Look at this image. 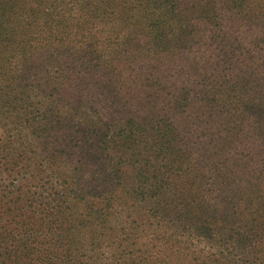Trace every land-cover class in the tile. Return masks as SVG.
I'll return each instance as SVG.
<instances>
[{
  "label": "trees",
  "instance_id": "obj_1",
  "mask_svg": "<svg viewBox=\"0 0 264 264\" xmlns=\"http://www.w3.org/2000/svg\"><path fill=\"white\" fill-rule=\"evenodd\" d=\"M0 264H264V0H0Z\"/></svg>",
  "mask_w": 264,
  "mask_h": 264
}]
</instances>
